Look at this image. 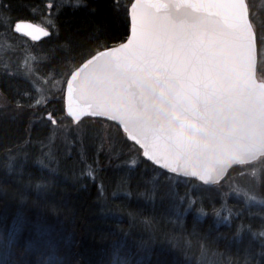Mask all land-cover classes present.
Returning <instances> with one entry per match:
<instances>
[{
  "label": "snow or ice",
  "instance_id": "snow-or-ice-1",
  "mask_svg": "<svg viewBox=\"0 0 264 264\" xmlns=\"http://www.w3.org/2000/svg\"><path fill=\"white\" fill-rule=\"evenodd\" d=\"M21 7L44 26L0 0V30L24 39L0 45V264H84L73 248L85 242L49 223L73 214L69 180L77 190L91 181L101 214L129 220L99 234L87 264H264V6ZM107 168L120 174L110 194ZM233 195L238 207L228 204ZM120 197L159 202L164 216L116 204ZM209 216L215 227L204 229Z\"/></svg>",
  "mask_w": 264,
  "mask_h": 264
},
{
  "label": "trees",
  "instance_id": "trees-1",
  "mask_svg": "<svg viewBox=\"0 0 264 264\" xmlns=\"http://www.w3.org/2000/svg\"><path fill=\"white\" fill-rule=\"evenodd\" d=\"M26 0H12L13 3V15H19L23 17V9L21 4ZM80 13H77V16H80ZM64 19V18H62ZM122 33V28L113 27L111 35L113 37H119ZM12 40L11 38H9ZM8 39V40H9ZM9 40V41H10ZM46 43V41H45ZM42 44H38L35 47H42ZM91 149L89 153L91 154ZM102 163H106L105 157H100ZM104 179L105 184L108 187L109 194L112 189V182L116 179L119 173L115 172L112 168H107L106 171L100 174ZM99 183V181H97ZM68 194L66 197V204L68 207L72 208L73 214L71 215H60V216H49V223L57 229H61L66 240L71 241L74 237L77 241H84L85 244L83 247H74L73 251H78L82 255L77 257L87 264L88 261L98 258V251L102 245L99 243V234L104 231L114 230L117 226L127 228L128 227V217L127 215H119L112 217H105L100 212V204L97 203V189L91 181H88V187L86 189H79V186L73 187L71 180L67 182ZM142 190V189H141ZM183 190L182 187L179 189ZM2 199V198H0ZM116 204H123L126 208L131 207L133 209H142L145 214H155L158 217L164 216L165 208L162 207L159 202L155 205L148 203L142 199L133 198L132 200H127L124 197H120L115 201ZM9 207H12V203L8 201ZM207 218V217H206ZM204 220L203 228L209 229L215 227L213 222H210L208 219ZM191 220V216H189ZM219 231L226 232L227 229L223 226L220 227ZM92 233H95L96 239L93 240ZM90 249H94L91 250ZM233 252L236 251V248L233 247ZM97 251V252H96ZM179 258V257H178ZM195 261V257L193 258Z\"/></svg>",
  "mask_w": 264,
  "mask_h": 264
},
{
  "label": "rangeland",
  "instance_id": "rangeland-1",
  "mask_svg": "<svg viewBox=\"0 0 264 264\" xmlns=\"http://www.w3.org/2000/svg\"><path fill=\"white\" fill-rule=\"evenodd\" d=\"M255 3L257 5L264 6V0H255ZM36 23H40L41 25H44V19L43 20H37ZM8 39L9 38L5 35V33L2 32V30H0V45H8V46L12 47V40L9 39L10 40L9 41ZM16 47H18V46H16ZM12 48H15V47L13 46ZM182 189H183V187H182ZM183 191H184V189L180 190V193L183 194ZM228 204L230 206L237 205V198L234 195L230 196L228 198ZM217 207H219V205H217ZM237 207H238V205H237ZM245 207H248V206L246 205ZM234 210H235V208H234ZM252 210L253 211H258L259 210V206L258 205L253 206ZM224 214L226 215L227 213H224ZM206 219H208L210 222H213V224H215V218L214 217L209 216Z\"/></svg>",
  "mask_w": 264,
  "mask_h": 264
},
{
  "label": "bare ground",
  "instance_id": "bare-ground-1",
  "mask_svg": "<svg viewBox=\"0 0 264 264\" xmlns=\"http://www.w3.org/2000/svg\"><path fill=\"white\" fill-rule=\"evenodd\" d=\"M26 2V1H25ZM23 10H25L23 7H21ZM23 16H28V14H26L25 11H23ZM23 18V17H22ZM31 19L34 20V21H37V20H43V18L39 17V16H32L31 15ZM3 32V31H2ZM8 38H11L12 39V47L14 46L16 48V46H19L20 44H22L23 42L18 40L16 37H12L11 35H7L5 34ZM38 45V44H37ZM36 46V45H35ZM97 252V251H96ZM94 253H95V250H94Z\"/></svg>",
  "mask_w": 264,
  "mask_h": 264
},
{
  "label": "flooded vegetation",
  "instance_id": "flooded-vegetation-1",
  "mask_svg": "<svg viewBox=\"0 0 264 264\" xmlns=\"http://www.w3.org/2000/svg\"><path fill=\"white\" fill-rule=\"evenodd\" d=\"M24 11L26 12V14H28V16H23V18H24V19H27V20H30V21H32V22H34V23H36V21H34V20L31 19V14H30L26 9H25ZM41 26H44V25H41ZM16 38H17L18 40L24 42V39H23L22 37H16Z\"/></svg>",
  "mask_w": 264,
  "mask_h": 264
},
{
  "label": "water",
  "instance_id": "water-1",
  "mask_svg": "<svg viewBox=\"0 0 264 264\" xmlns=\"http://www.w3.org/2000/svg\"><path fill=\"white\" fill-rule=\"evenodd\" d=\"M34 23V22H33Z\"/></svg>",
  "mask_w": 264,
  "mask_h": 264
}]
</instances>
